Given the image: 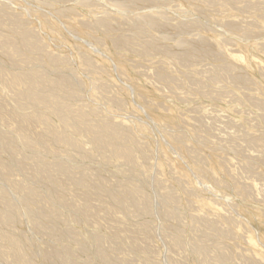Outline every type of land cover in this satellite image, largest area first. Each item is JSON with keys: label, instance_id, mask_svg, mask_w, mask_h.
<instances>
[{"label": "rangeland", "instance_id": "374dc122", "mask_svg": "<svg viewBox=\"0 0 264 264\" xmlns=\"http://www.w3.org/2000/svg\"><path fill=\"white\" fill-rule=\"evenodd\" d=\"M0 264H264V0H0Z\"/></svg>", "mask_w": 264, "mask_h": 264}, {"label": "bare ground", "instance_id": "6f19581e", "mask_svg": "<svg viewBox=\"0 0 264 264\" xmlns=\"http://www.w3.org/2000/svg\"><path fill=\"white\" fill-rule=\"evenodd\" d=\"M237 57H238V56H237ZM240 57H241V56H240ZM240 57H239V58H240ZM239 58H238V59H239ZM240 59H242V58H240ZM31 92H33V90H31ZM31 92H30V93H31ZM33 94H36V93L33 92ZM30 95H32V94H30ZM32 97H34V95H32ZM46 97H47V96H46ZM44 99H46V98H44ZM106 133H108V132H106ZM111 134H112V133H111ZM104 135H105V134H104ZM100 136H102V135H100ZM100 136L97 137V138H99V140H100ZM102 137H104V136H102ZM102 139H103V138H102ZM95 140H96V139H95ZM100 141H101V140H100ZM103 141H104V139H103ZM127 154H128V153L126 152L125 155H127ZM251 239H252V238H251ZM253 240H254V239H253ZM253 240H252V241H253ZM252 243H253V242H252ZM202 250H203V249H202ZM202 250L200 249V252H201ZM100 254H101V253H100ZM47 255H48V254H47ZM101 256H103V255H101ZM103 257H104V256H103Z\"/></svg>", "mask_w": 264, "mask_h": 264}]
</instances>
